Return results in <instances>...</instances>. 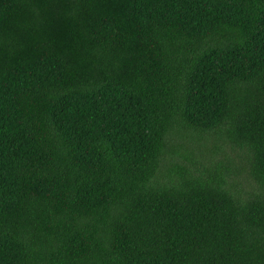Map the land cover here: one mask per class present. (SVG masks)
Masks as SVG:
<instances>
[{"label": "trees", "instance_id": "16d2710c", "mask_svg": "<svg viewBox=\"0 0 264 264\" xmlns=\"http://www.w3.org/2000/svg\"><path fill=\"white\" fill-rule=\"evenodd\" d=\"M0 264H264V0H0Z\"/></svg>", "mask_w": 264, "mask_h": 264}, {"label": "rangeland", "instance_id": "374dc122", "mask_svg": "<svg viewBox=\"0 0 264 264\" xmlns=\"http://www.w3.org/2000/svg\"><path fill=\"white\" fill-rule=\"evenodd\" d=\"M230 156L237 158L236 154H230Z\"/></svg>", "mask_w": 264, "mask_h": 264}]
</instances>
